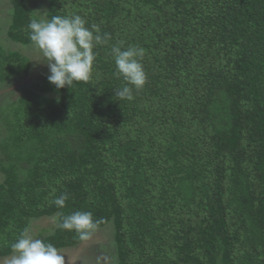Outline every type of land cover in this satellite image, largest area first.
Segmentation results:
<instances>
[{
    "label": "trees",
    "instance_id": "1",
    "mask_svg": "<svg viewBox=\"0 0 264 264\" xmlns=\"http://www.w3.org/2000/svg\"><path fill=\"white\" fill-rule=\"evenodd\" d=\"M54 15L110 39L89 81L0 95V257L43 216L59 220L45 243L83 242L61 224L87 211L114 222L116 264H264V0H49ZM32 19L12 0L8 37L33 44ZM114 45L144 49L131 100L114 93ZM31 66L0 44V89Z\"/></svg>",
    "mask_w": 264,
    "mask_h": 264
},
{
    "label": "clouds",
    "instance_id": "2",
    "mask_svg": "<svg viewBox=\"0 0 264 264\" xmlns=\"http://www.w3.org/2000/svg\"><path fill=\"white\" fill-rule=\"evenodd\" d=\"M29 39L43 54L49 69L47 80L56 89L70 88L74 82L90 80L97 45L105 44L110 39L108 34L101 35L96 25L90 28L80 15H54L50 20L32 19L28 25ZM117 75L126 82L116 90L118 100H131L133 89L141 90L147 81L142 64L144 49L137 46L122 48L112 46ZM67 194L57 197L53 203L58 208L65 207ZM100 221H95L91 212L77 211L63 219L61 227L74 230L81 239H87ZM12 256L8 264H65V257L51 243L35 239L22 233L11 246Z\"/></svg>",
    "mask_w": 264,
    "mask_h": 264
},
{
    "label": "rangeland",
    "instance_id": "3",
    "mask_svg": "<svg viewBox=\"0 0 264 264\" xmlns=\"http://www.w3.org/2000/svg\"><path fill=\"white\" fill-rule=\"evenodd\" d=\"M31 10L40 19L48 20L47 10L49 0H25ZM12 0H0V44L5 49L19 51L31 60V69L23 75L22 82H14L10 89H0V95L4 100L17 99L22 93L23 85L37 83L49 75V69L42 52L33 44H22L15 42L8 37L7 29L11 23ZM0 87L1 83H0ZM10 90V93H9ZM4 92H8V95ZM0 99V120L4 112L9 111L10 103ZM4 175L0 170V181ZM57 216H43L30 221L27 233L35 239H42L52 233L58 225ZM115 236L114 222H109L105 226L91 230L87 239L83 242L65 246L58 249L59 253L65 257V264H116V250L112 247ZM13 254V253H12ZM11 255L0 257V264H8Z\"/></svg>",
    "mask_w": 264,
    "mask_h": 264
}]
</instances>
